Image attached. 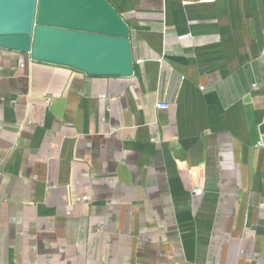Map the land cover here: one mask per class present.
Segmentation results:
<instances>
[{
  "label": "crops",
  "instance_id": "1",
  "mask_svg": "<svg viewBox=\"0 0 264 264\" xmlns=\"http://www.w3.org/2000/svg\"><path fill=\"white\" fill-rule=\"evenodd\" d=\"M108 1L131 77L0 49V264H264V0Z\"/></svg>",
  "mask_w": 264,
  "mask_h": 264
},
{
  "label": "water",
  "instance_id": "2",
  "mask_svg": "<svg viewBox=\"0 0 264 264\" xmlns=\"http://www.w3.org/2000/svg\"><path fill=\"white\" fill-rule=\"evenodd\" d=\"M0 49L90 76L131 77L135 66L130 29L108 0H0Z\"/></svg>",
  "mask_w": 264,
  "mask_h": 264
},
{
  "label": "built area",
  "instance_id": "3",
  "mask_svg": "<svg viewBox=\"0 0 264 264\" xmlns=\"http://www.w3.org/2000/svg\"><path fill=\"white\" fill-rule=\"evenodd\" d=\"M207 1L208 2H214V0H207ZM192 37H193V35L191 33H188V34H185V35L178 37V40L184 41L186 39H192ZM157 108L161 109V110H168L169 105L168 104H157ZM193 193H194V195L201 197L204 194V190H203V188H198V189H195L193 191Z\"/></svg>",
  "mask_w": 264,
  "mask_h": 264
}]
</instances>
